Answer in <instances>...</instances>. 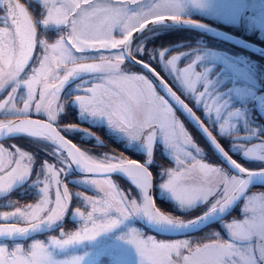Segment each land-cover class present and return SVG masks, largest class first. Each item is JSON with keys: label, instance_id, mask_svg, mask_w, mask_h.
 <instances>
[{"label": "snow or ice", "instance_id": "1", "mask_svg": "<svg viewBox=\"0 0 264 264\" xmlns=\"http://www.w3.org/2000/svg\"><path fill=\"white\" fill-rule=\"evenodd\" d=\"M182 10L181 0H0V264H264V191H252L264 189V128L219 88L202 54L167 56L152 39L170 23H199ZM24 138L34 151L8 143ZM161 145L169 166L155 156ZM17 191L32 202L12 199Z\"/></svg>", "mask_w": 264, "mask_h": 264}, {"label": "rangeland", "instance_id": "2", "mask_svg": "<svg viewBox=\"0 0 264 264\" xmlns=\"http://www.w3.org/2000/svg\"><path fill=\"white\" fill-rule=\"evenodd\" d=\"M181 3L183 5V10L181 14L187 17H193L195 16V14H198V15H204L209 18L210 17L217 18L227 24L234 25L235 27H238L239 24H242L248 33L254 34L256 35L257 38H261L264 40V6H261L260 4H256L254 0L251 1L247 6H244V3H242L240 0H181ZM245 8L249 9L248 14L245 13L247 10ZM196 17L198 16L196 15ZM197 51H199L198 53L202 54L203 57L202 60L200 61V65L213 66L211 70H213L214 73L216 74L215 75L211 74L210 71V76H214L216 78V83L218 84L219 88L224 89L226 94L229 95V97L231 98L233 104L237 107H240L242 111L246 114L248 118V122L252 123L254 117H252L251 112L245 107V105L248 102L252 101V99L256 95L253 89L255 87V84L256 86H259V83L257 82L258 79L257 80L254 79L252 67L248 63L257 62L258 59L254 57H249L248 55H245L244 53L230 46H224L222 47V50L199 47L197 48ZM220 59H222L223 64H225L224 62H228L232 64L230 65L229 68H226L225 73L229 74L230 75L229 77H232L233 81L236 80V77L238 80H241V84L239 86H234V84L226 85L225 79H218L219 78L218 74H220V69L222 68L223 70L225 68V65L217 67L218 66L217 62L218 63L221 62ZM180 62L182 61L177 62L178 66ZM183 66L180 65L179 67H183ZM232 88H237L236 94L233 90L231 91ZM248 90H252L250 94L248 93ZM239 130L241 132L248 130L244 127V121L240 122ZM188 131L191 134V131L189 129ZM22 141L28 142L27 139H23ZM16 142H17L16 140H13V141H9L8 143H16ZM160 151L162 154H164V149L162 145L160 147ZM113 179L116 182L119 181L117 178L116 179L113 178ZM158 191L159 194L162 196L163 194L160 192L159 189ZM252 191H262V190L254 188L252 189ZM169 200L172 201L171 199ZM131 223L133 222L131 221ZM69 231H73V230H69ZM116 234H118V230L102 235L101 237L98 238V241L110 242L113 236ZM49 235L43 237L47 239ZM105 260H106V264H108V258H105Z\"/></svg>", "mask_w": 264, "mask_h": 264}, {"label": "trees", "instance_id": "3", "mask_svg": "<svg viewBox=\"0 0 264 264\" xmlns=\"http://www.w3.org/2000/svg\"><path fill=\"white\" fill-rule=\"evenodd\" d=\"M21 2L24 3L25 0H21ZM34 8L38 9L39 5H35L34 4ZM30 11H33V9H30ZM216 26L221 28V29H224V30H226V31H228V32H230L232 34L241 36L244 39H246L248 41H251V42H253V43L257 44V45H260V46L264 47V40L263 39L257 38L256 35H254V34H250V33L247 34L244 29H237L235 27L222 26L220 24H217ZM152 39L153 40H158V39L159 40H163L165 42L164 46L165 47H170V50H172V51L167 53V56H170V55H172L174 53L187 52V51H189V49L192 52H197L198 53L199 51H197V48H199V47L210 48V49L214 48V49H217V50H222V47L227 46L226 44L221 43L219 41H216V40H214L212 38H209V37H206V36H202V35H199L197 33L187 31V30H183V29H179V28H172V27H163V30H161L158 33H156L152 37ZM234 49L244 53L245 55H248L249 57H254V58L258 59L257 62H249L248 64H250L251 67H252V71H253L254 77L257 78L258 81L263 84L264 83V58L256 56V55H253V54L248 53V52H246L244 50H241L239 48H234ZM186 62L187 61H185V60L180 62L179 66L180 65L183 66ZM220 66H222V65H219L217 67H220ZM153 67H156V71L159 72L160 75L162 77H164L167 80V82L177 91V87L175 86V84L173 83L171 78H169L167 76V74L164 71L161 70L160 67H157L155 64L153 65ZM211 74L215 75L216 73H214V71H213ZM229 76H230L229 74H225V72L222 70V68L220 69V74H218V77H219L218 79H221L223 77L225 79V81H226V85H228V84L230 85V84L235 83L231 79L232 77H229ZM262 89H264V88H262ZM177 92L179 93V95L181 94L179 91H177ZM181 97L183 99H185L186 103H188L191 107L193 106L194 103L192 101H189L183 95ZM247 104H248L249 110L253 113V110L251 109V101L248 102ZM194 110L197 111L195 108H194ZM197 114L200 115V112L197 111ZM177 115L185 123V126L187 127V129H189L191 131V134H193L192 135L193 139L197 138V143H199L200 146L210 149L208 147L207 143L196 132L194 127L179 112H177ZM253 121H252V123H253ZM253 124L259 126L258 123L254 122ZM93 131H96V134L100 135L102 137V139L105 138L104 134H103V131H98L96 129H93ZM213 134L217 135L216 132H213ZM24 139H26V138H24ZM22 140L23 139H17L16 140L17 141L16 142L17 146L24 147L25 150H30V151H34L35 150V145L30 144L29 141L25 142V141H22ZM218 140L227 149L229 141H230L229 138H221V137L218 136ZM74 142H77V141H74ZM78 146L90 148L91 144L88 143V142H84L83 144H78ZM113 148H115L117 151H125L124 148H118L116 144H113V143L110 142L108 150L111 151V149H113ZM127 154L132 156L133 158H141L142 157V155L138 152L137 148L136 149H133L131 147L127 148ZM155 156L160 161L161 164H163L164 166H169L168 158L164 154H162L161 151H157L155 153ZM245 166L254 167L255 164L254 163H245ZM114 178L115 179L117 178L119 180L117 183L122 189H127L129 187L127 181H125V180H123L121 178H118V177H114ZM70 189L72 191L84 190L83 188L77 189V187H75L73 185H70ZM257 189L264 191V189H262L260 187H258ZM87 194L90 195V194H93V193L91 191H89V192H87ZM155 196H156V199H157L158 203L161 204L160 205L161 207L168 208L170 210L175 208L174 203L172 201H170L166 196H163V195L161 196L159 194L158 189L155 192ZM11 198L12 199H16V200H20L21 203L32 202V199H31L30 196L22 197L19 191L13 192L11 194ZM0 202H2V201H0ZM2 210H5V209L0 208V211H2ZM236 214H237L236 212H233L232 215H236ZM228 218L230 219L231 217H228ZM132 222L135 223L137 227H140L141 222L139 220H134ZM66 224L67 225H72V227L66 226V230H68V231L69 230H74L75 226L73 224L69 223L67 220H66ZM145 231L147 232V234H153V233L147 231L146 229H145ZM45 235L46 234H38V236L36 238L45 239L44 238ZM157 238L167 239V238H164V237H161V236H158Z\"/></svg>", "mask_w": 264, "mask_h": 264}, {"label": "water", "instance_id": "4", "mask_svg": "<svg viewBox=\"0 0 264 264\" xmlns=\"http://www.w3.org/2000/svg\"><path fill=\"white\" fill-rule=\"evenodd\" d=\"M166 26L167 27H179L182 29H186V30L201 34V35L209 36L211 38H214V39L220 40L222 42H225L227 44H230L236 48H240L242 50H245L247 52H250V53L255 54L257 56H260V57H264V48L258 47L255 44L250 43L249 41H246L245 39H243L241 37L235 36L233 34H230L228 32H225L223 30L217 29L215 27H212V26H209L206 24H202V23H198V24H188V23L171 24L170 23ZM166 26H163V27H166ZM263 101H264V91L259 93L255 97V99L253 101V107H254L255 111L257 112V114L264 117ZM196 130L199 132L198 129H196ZM199 134L202 136V134L200 132H199ZM139 152L142 155H144V152L141 148H139ZM114 176H116V175H114ZM116 177H119V178H122L125 180V178H123L121 176H116ZM257 187H259V186H257ZM68 219L70 222H73V223L76 222L77 223L76 220L71 218L70 214L68 216ZM145 227H146L147 231L151 232V229H148L147 226H145ZM161 234H163V233H161ZM161 237H164V236H161ZM166 238H177V237H166Z\"/></svg>", "mask_w": 264, "mask_h": 264}, {"label": "flooded vegetation", "instance_id": "5", "mask_svg": "<svg viewBox=\"0 0 264 264\" xmlns=\"http://www.w3.org/2000/svg\"><path fill=\"white\" fill-rule=\"evenodd\" d=\"M240 1L242 3H244V6H247L253 0H240ZM254 1H255L256 4H260L261 6H264V3H259L258 2L259 0H254ZM246 11L249 12V10H246ZM183 16H185V15H183ZM200 16H201L200 18L199 17H189V18H191L192 20H195V21H199L201 23H206V24H208V23H212V24L213 23H218V24L223 25V26L235 27L234 25L227 24V23H225V22H223V21H221V20H219L217 18H212V17L209 18V17H206L204 15H200ZM185 17H187V16H185ZM235 28H237V29H244L245 30V28H244V26L242 24H239L238 27H235ZM237 82H238V80H237ZM233 91L236 94L237 93V88H234ZM0 98H3V97H0ZM253 116L255 117V119L257 120L258 123H261V125L264 124V119L261 116L256 115V112L254 110H253ZM73 207H75V205H73ZM5 210H7V209H5ZM68 216L65 217V220L66 219L68 220ZM58 232H59V230L57 229L55 232H52V233L58 235Z\"/></svg>", "mask_w": 264, "mask_h": 264}, {"label": "bare ground", "instance_id": "6", "mask_svg": "<svg viewBox=\"0 0 264 264\" xmlns=\"http://www.w3.org/2000/svg\"><path fill=\"white\" fill-rule=\"evenodd\" d=\"M174 90V89H173ZM174 91H176V90H174Z\"/></svg>", "mask_w": 264, "mask_h": 264}]
</instances>
